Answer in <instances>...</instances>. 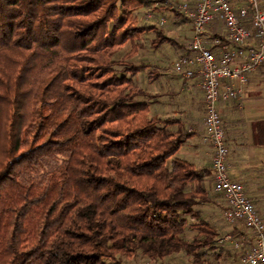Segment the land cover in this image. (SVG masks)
Instances as JSON below:
<instances>
[{"label":"trees","instance_id":"trees-1","mask_svg":"<svg viewBox=\"0 0 264 264\" xmlns=\"http://www.w3.org/2000/svg\"><path fill=\"white\" fill-rule=\"evenodd\" d=\"M149 7L0 0V264H239L251 246L240 221L230 234L241 247L220 241L212 168L182 153L200 139L203 105L136 83L164 75L136 63L146 46L189 55L144 20ZM204 37L228 43L219 20Z\"/></svg>","mask_w":264,"mask_h":264},{"label":"built area","instance_id":"built-area-1","mask_svg":"<svg viewBox=\"0 0 264 264\" xmlns=\"http://www.w3.org/2000/svg\"><path fill=\"white\" fill-rule=\"evenodd\" d=\"M150 6L144 12L145 21L166 25V18L153 10L164 7L190 23L186 43L189 55L178 56L171 73L184 86L198 78L203 105L200 141L210 148L214 191L226 202L222 217L229 224L240 221L250 232L242 236L250 239L251 246L241 255L239 264H264V223L243 185L231 178L234 166L228 160L219 107L226 101L240 100L249 77L264 64V11L259 0H150ZM218 20L223 23L227 44L204 37L207 25ZM220 241L230 242L236 249L241 247L229 233Z\"/></svg>","mask_w":264,"mask_h":264},{"label":"crops","instance_id":"crops-1","mask_svg":"<svg viewBox=\"0 0 264 264\" xmlns=\"http://www.w3.org/2000/svg\"><path fill=\"white\" fill-rule=\"evenodd\" d=\"M187 1L194 2V0ZM259 2L263 10L264 0ZM189 27L188 20L174 15L170 20L169 28L172 30L170 38L181 40L183 36L187 43ZM197 82L198 78L191 80L187 86H184L183 82L181 85L167 83L168 91L171 88H175L176 91L180 88L182 94H185L184 99L175 101L176 105L182 102L187 106L193 102L195 107H202V93L197 87ZM164 83L166 84V80ZM219 107L221 117L224 119L222 122L226 133L228 160L234 166L231 178L243 185L251 200L255 202L260 218L264 220V64L249 77L240 100H229L221 103ZM193 113L201 115L195 111ZM182 153L198 166L211 168L210 149L208 145L201 143L199 137L186 143ZM219 215H209L208 218H211V222L221 231H226L224 234H230L233 226L229 225L227 230L222 228V222L215 217ZM240 229H242L241 225Z\"/></svg>","mask_w":264,"mask_h":264},{"label":"rangeland","instance_id":"rangeland-1","mask_svg":"<svg viewBox=\"0 0 264 264\" xmlns=\"http://www.w3.org/2000/svg\"><path fill=\"white\" fill-rule=\"evenodd\" d=\"M182 1H187V0H182ZM188 2H190V1H188ZM263 11H264V9H263ZM158 13L163 15L166 18V20H167L166 25L170 27V20L176 14H174L173 12L168 11L166 9H162ZM177 16H179V15H177ZM171 33H172V30L170 29V32L168 33L169 37L171 36ZM181 41H185V37L182 36ZM177 54H179V53L175 52L174 48H172V46H170V45L163 46L160 50H157L155 52L151 48H149L148 46H146L145 49H141L138 53L137 58H136V63H145V64L148 63L151 65L157 66L158 71L162 72L164 75L160 78L159 83L157 84L155 82L154 83H148L147 78H146V73H140L137 76H135L136 83L138 85L144 87L145 89L153 92V93L158 91L159 86H160V89H159L160 91H166L168 89L167 83H170L172 85L173 84L181 85V83H182L181 80L179 78H177L174 74L171 73L172 63L179 56ZM165 80H166V84L164 83ZM162 101H164V99H162ZM155 109H156V106H154L153 111ZM172 109L173 108L170 109L167 107L166 112L168 114L169 113L171 114ZM177 157H183L182 153H180V152L177 153ZM221 214L222 213H220V216H221ZM229 225L230 224L226 223L223 219V222L221 223V227L226 228L225 230H227V227ZM248 233H250L249 230H248ZM136 264H147V262L144 259H140V260H138V263H136Z\"/></svg>","mask_w":264,"mask_h":264}]
</instances>
